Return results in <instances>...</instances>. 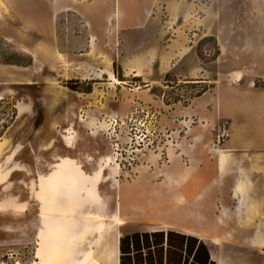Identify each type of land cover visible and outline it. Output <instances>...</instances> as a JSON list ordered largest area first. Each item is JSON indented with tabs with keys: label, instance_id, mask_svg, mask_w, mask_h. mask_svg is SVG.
<instances>
[{
	"label": "rangeland",
	"instance_id": "obj_1",
	"mask_svg": "<svg viewBox=\"0 0 264 264\" xmlns=\"http://www.w3.org/2000/svg\"><path fill=\"white\" fill-rule=\"evenodd\" d=\"M123 3L0 0V264H41L55 225L27 209L31 181L68 174L27 171L43 153L98 158L74 173L98 183L76 199L72 229L113 238L109 264L126 234L178 226L209 248L218 205L264 207V107L251 88L264 86V0H158L129 33ZM245 180L254 192L235 195Z\"/></svg>",
	"mask_w": 264,
	"mask_h": 264
},
{
	"label": "crops",
	"instance_id": "obj_2",
	"mask_svg": "<svg viewBox=\"0 0 264 264\" xmlns=\"http://www.w3.org/2000/svg\"><path fill=\"white\" fill-rule=\"evenodd\" d=\"M117 1V0H116ZM124 1L122 8L118 5L116 10L119 14L118 24L120 25V31L131 32L143 29L149 21V16L153 7L158 0H118ZM115 10V11H116ZM113 12V15L115 14ZM117 24V23H116ZM168 72V71H167ZM166 73V72H165ZM240 75L237 76V79ZM254 82L251 83V88L255 90L257 98H263L264 107V86L257 87ZM261 88L260 90H258ZM220 99L218 103H220ZM259 103L255 101L252 103L251 112L256 113ZM64 158L62 156H51V154L43 153L41 158L32 159L38 161L39 164L35 166L33 163L27 164V171L34 174L35 171L42 172L44 167H58L61 172L68 173L63 175L62 173L49 176H42L34 181H31L33 185L39 186L37 191H32V201L27 199L26 207L32 210V216L40 219L41 224H53L55 227L50 228L52 233H44L39 238V260L41 264H109V260L112 257L110 253L111 246L107 242L112 241L113 238L107 239L99 246L92 239H89L87 235L78 237L76 232L73 231L72 226L81 224L84 216L79 212L76 199L80 198L83 193H86V198L90 195V198L94 192L97 193L96 187L93 192L89 186L92 183H98L97 178L75 175L76 168L78 166L91 167L92 162L98 158L90 156H75ZM45 161H56L54 165L51 163H44ZM83 168V167H82ZM46 169V168H45ZM85 170V169H83ZM29 184V185H31ZM27 185V189H29ZM78 189L73 190V187ZM239 189L234 194H245L247 197L254 192V186L243 182V185L237 187ZM30 191V190H28ZM238 191V192H237ZM237 196H234L236 198ZM235 211H230V207L227 205H218L219 209L224 212V216L219 215L221 224H219V231L221 234L216 238H212L210 241L209 250L212 259L217 264H264V207L253 200L250 202L239 201L235 202ZM35 209H41V212H33ZM30 214V213H29ZM85 219L89 218V214L85 213ZM231 214V215H230ZM97 215L105 216L103 213H95ZM111 218H114L112 216ZM70 226L66 228L65 226ZM63 226V227H61ZM233 226V227H231ZM237 226V227H236ZM221 227V228H220ZM176 231L190 234L198 237L202 241L206 242L204 235L195 232L189 228H181L176 226ZM247 230L249 233H247ZM234 234L241 233L243 236L239 237ZM231 235H234L233 241L228 240ZM208 238V237H207ZM214 241V242H213ZM113 242V241H112ZM120 244V242H119ZM98 245V246H97ZM116 260L114 264H120V251L118 242L115 247Z\"/></svg>",
	"mask_w": 264,
	"mask_h": 264
},
{
	"label": "trees",
	"instance_id": "obj_3",
	"mask_svg": "<svg viewBox=\"0 0 264 264\" xmlns=\"http://www.w3.org/2000/svg\"><path fill=\"white\" fill-rule=\"evenodd\" d=\"M119 251L120 264H217L204 241L174 229L126 234Z\"/></svg>",
	"mask_w": 264,
	"mask_h": 264
},
{
	"label": "bare ground",
	"instance_id": "obj_4",
	"mask_svg": "<svg viewBox=\"0 0 264 264\" xmlns=\"http://www.w3.org/2000/svg\"><path fill=\"white\" fill-rule=\"evenodd\" d=\"M103 73H105V72H103ZM107 73V72H106ZM110 80L112 81V82H115L116 84H121V81L120 80H118L117 79V77L115 76V74L113 73V72H111V74H110Z\"/></svg>",
	"mask_w": 264,
	"mask_h": 264
}]
</instances>
